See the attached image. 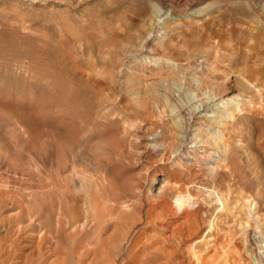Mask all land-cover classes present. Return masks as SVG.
Masks as SVG:
<instances>
[{
    "label": "rangeland",
    "instance_id": "rangeland-1",
    "mask_svg": "<svg viewBox=\"0 0 264 264\" xmlns=\"http://www.w3.org/2000/svg\"><path fill=\"white\" fill-rule=\"evenodd\" d=\"M250 234L264 260V0H0V264H264Z\"/></svg>",
    "mask_w": 264,
    "mask_h": 264
},
{
    "label": "bare ground",
    "instance_id": "bare-ground-1",
    "mask_svg": "<svg viewBox=\"0 0 264 264\" xmlns=\"http://www.w3.org/2000/svg\"><path fill=\"white\" fill-rule=\"evenodd\" d=\"M253 80H255V79H253ZM187 124H189V122H186V125L183 126V129L182 130L185 133V135L181 137V139H180L181 141H183L186 138V136H187V131H188ZM183 143L184 142H179V146L181 147ZM168 207L169 208H172V206H168ZM203 208L204 207L202 206V204L200 202L195 201L194 203H191V206L189 205V208L187 210H186V208H183L182 209V210H186L185 212L182 211V213H181L180 212V209H176V212H175L174 215H177V214H180V213H181V215H183L182 216L183 218H180L179 217L180 219L178 218L179 220L177 222H175L174 220H171V221H162L163 224H161V225H166L165 228H166V230L168 229L167 233L165 235H162L163 234L162 233V234H160V237L159 238L155 239V237H153L152 239H154L153 242H155V244H156V247H157L156 250L158 251V253L160 255H163L164 256V259H167V262H172L173 261V258L175 257V254H177L178 248L181 247V245H183V240L186 238V237H184L185 235L183 233V230H184V228L186 226L188 227L189 230H191L189 232H187V230H186V234L188 235V237H191V236L195 235L200 228H202V229H205L206 228L205 220L201 216L202 215L201 212H202ZM169 213H170V211H169ZM164 217L165 216L163 214L162 215L160 214V216H156L152 220H157L159 218L160 219H163ZM169 217H170V215H169ZM249 224H251V223H249ZM169 228H170V230H169ZM164 229H162V230H164ZM156 232H157V230H156ZM248 241H249V245H248V248H247L248 254H250L252 258L254 256H256V258H257L256 259L257 260L256 262H261V260L264 262V260L261 257L259 258L258 257V254H257V253H260V251L262 249V243L261 242H257V238H256V240L254 238H252V235L251 234H250V239ZM208 244H209V242L208 243L207 242H204V243H202L200 245L201 246L203 245V247H205V246H208ZM137 247L138 248L141 247V240H139L137 242ZM169 248H173V249H171L170 251H168L167 249H169ZM206 248L208 249V247H206ZM195 259L198 261L197 264H201L199 262V258H198L197 255H195ZM189 261L190 262H186L185 259H181L178 264H186V263L187 264H195L196 263V262L195 263L192 262V259H190ZM204 264H214V263H212V262L209 263V261H207Z\"/></svg>",
    "mask_w": 264,
    "mask_h": 264
}]
</instances>
